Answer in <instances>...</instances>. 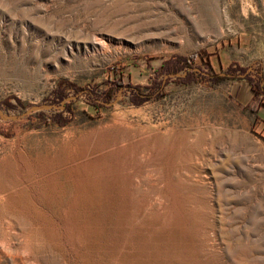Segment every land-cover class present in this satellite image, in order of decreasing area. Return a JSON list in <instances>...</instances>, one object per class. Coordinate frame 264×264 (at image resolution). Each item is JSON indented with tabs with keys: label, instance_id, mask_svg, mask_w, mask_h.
Here are the masks:
<instances>
[{
	"label": "rangeland",
	"instance_id": "obj_1",
	"mask_svg": "<svg viewBox=\"0 0 264 264\" xmlns=\"http://www.w3.org/2000/svg\"><path fill=\"white\" fill-rule=\"evenodd\" d=\"M257 84L264 0H0V264H264Z\"/></svg>",
	"mask_w": 264,
	"mask_h": 264
},
{
	"label": "trees",
	"instance_id": "obj_2",
	"mask_svg": "<svg viewBox=\"0 0 264 264\" xmlns=\"http://www.w3.org/2000/svg\"><path fill=\"white\" fill-rule=\"evenodd\" d=\"M185 66H189V61L186 59H183V58H178V60L176 61L175 64L169 63L168 66H163V67H166V69H167L166 71H169V70H176L177 71V70H180L181 68H183ZM183 80H186V78H183ZM183 82H189V80L183 81ZM116 84L118 86L123 85L122 83H116ZM160 84L161 83H157L156 90L153 92V95H155L156 97H160L161 95H163V90H162V87ZM256 89L257 90H255L253 87V90L255 91L257 97H259V95H262L261 93H263L261 90L262 88L259 84H257ZM65 90H66V88L64 86H62V85L59 86V88H58V97L59 98L64 97L65 92H66ZM113 90H114V88L106 94L108 99H110L113 96V92H114ZM65 122L66 121L64 120V121H60L59 123L63 125V124H65Z\"/></svg>",
	"mask_w": 264,
	"mask_h": 264
},
{
	"label": "bare ground",
	"instance_id": "obj_3",
	"mask_svg": "<svg viewBox=\"0 0 264 264\" xmlns=\"http://www.w3.org/2000/svg\"><path fill=\"white\" fill-rule=\"evenodd\" d=\"M10 220H11L12 223L9 222L8 224H9L10 227H12V225H14L15 218H10ZM13 229H15V228H13ZM8 241H10V240H9L7 237H4L3 242H8ZM3 242H1V243H3ZM3 245H4V244H3ZM1 246H2V244H1ZM7 246H8V245H7ZM5 247H6V246H5ZM22 252H23V251H22ZM26 253H27V252H26ZM25 255H26V254H25ZM14 256H15V255H14ZM1 258H2V257H1ZM9 258H10L11 262L13 263V261H14V260H13V255H12V256L10 255Z\"/></svg>",
	"mask_w": 264,
	"mask_h": 264
}]
</instances>
